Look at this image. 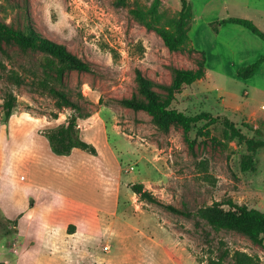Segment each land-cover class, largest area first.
Listing matches in <instances>:
<instances>
[{"label":"rangeland","instance_id":"obj_1","mask_svg":"<svg viewBox=\"0 0 264 264\" xmlns=\"http://www.w3.org/2000/svg\"><path fill=\"white\" fill-rule=\"evenodd\" d=\"M114 1L0 0L1 22L31 26L94 64L93 72L66 71L64 82L73 98L82 94L80 102L90 113L78 122V130L89 126L95 135L92 140L86 136L96 146L95 154L71 150L73 168L89 167L97 182L95 211L59 199L48 206L44 194L34 207L22 198L32 139L46 129L40 118L51 119L57 109L51 97L31 84L41 54L25 56L11 47L9 57L1 55L6 69L0 70V264H208L223 248L245 251L264 264V236L257 244L231 230L216 231L197 213L227 199L264 211V147L254 153L253 168L242 170L245 145L230 139L222 123L226 117L247 137L254 136L250 127H264V62L248 79L235 74L264 54V41L243 26L221 23L237 16L264 31V0H189L193 20L188 35L196 50L191 53L169 51L157 33L129 14V8L148 7L152 0H127L124 6ZM179 9V0H160L152 19L172 28ZM200 53L205 76L183 86L170 106L188 115L208 111L216 116L202 130L208 136L197 134L204 121L192 126L188 140L176 125L162 132L147 112L114 100L134 92L136 68L156 82L169 83L168 66L195 69ZM10 69L25 82L16 86L3 78ZM7 91L16 94L8 119L2 111ZM71 112L63 108L61 120ZM47 156L44 169L70 168L69 158L54 163ZM133 183H142L157 202L139 199ZM80 191L85 197V190ZM70 224L78 229L72 238L41 235L46 226L54 232ZM14 243L17 253H12ZM223 264H232L231 257Z\"/></svg>","mask_w":264,"mask_h":264},{"label":"trees","instance_id":"obj_2","mask_svg":"<svg viewBox=\"0 0 264 264\" xmlns=\"http://www.w3.org/2000/svg\"><path fill=\"white\" fill-rule=\"evenodd\" d=\"M180 9L172 19V28L164 25L155 24L152 16L157 13L160 0H152L148 7L129 8V14L140 22L148 30L157 33L169 51L193 52L188 31L193 20V9L189 0H179ZM127 0H115L116 6L126 5ZM231 22L245 27L254 35L264 41V31L261 30L252 20L237 16H231L221 23ZM215 29V28H214ZM16 46L25 56L36 52L41 55L35 59V67L38 70L37 77L31 80V84L41 92L46 93L54 100L57 111L63 108H70L65 123L59 124L54 128L45 129L44 135L49 142L52 152L56 155H68L73 148H79L91 154L96 153L95 146L84 140L79 133L77 120L86 118L90 115L84 111L80 102L81 93L73 98L70 88L64 82V75L68 70L93 72L94 64L71 52L64 44L49 39L31 26L23 29L0 21V70L6 69L1 55L9 57V49ZM196 51V50H195ZM196 60L195 69L181 68L174 65L168 66L171 79L169 83L156 82L152 78L144 75L140 69H135V90L128 97L115 98L114 100L121 106L132 110H143L151 116V122L162 132H168L173 125L181 127L185 138L188 140V133L192 126L198 121H204L197 134L209 135L208 131L202 133L203 128H207L218 118L211 115L208 111H201L193 115L171 107V102L177 93L185 85H190L205 76L204 54ZM264 62V54L260 55L255 61L245 66L238 67L235 71L237 77L248 79L252 77L260 65ZM0 78L2 73L0 72ZM6 80L16 86L25 82L24 77L14 70H6ZM159 88L162 92L156 90ZM100 102V99L98 100ZM16 103V94L7 91L2 101V111L8 119ZM52 117H57V112L52 113ZM222 123L230 139H236L244 143L245 152L241 154L242 170L253 168L254 153L264 147V127H250L254 131V136L247 137L240 128L236 127L229 119L224 117ZM192 145V142H191ZM131 190L139 199L148 202H157L150 191L145 189L142 183H133ZM227 205L228 208H224ZM167 207L176 210L172 206ZM199 217L204 219L214 230H231L247 236L252 242L262 244L264 236V211L248 207L245 204L233 202L230 199L225 201H214L210 205H205L197 211ZM6 222L12 221L5 219ZM15 225V223H12ZM230 256L232 264H259V261L252 255L241 250H234L232 253L227 248L220 249L214 258L208 259V264H223L224 260Z\"/></svg>","mask_w":264,"mask_h":264},{"label":"crops","instance_id":"obj_3","mask_svg":"<svg viewBox=\"0 0 264 264\" xmlns=\"http://www.w3.org/2000/svg\"><path fill=\"white\" fill-rule=\"evenodd\" d=\"M55 112H57V117L51 116V119H48L47 117L40 118L41 120H44V122L41 121L40 125L42 124L46 129H50L59 124L65 123L67 119L65 121L61 120V111ZM84 120L85 119L78 118L77 125L79 121L84 122ZM81 130L79 129L80 136L87 142L90 141L86 139V136L91 140L95 137V135L91 133L92 129H90L89 126L85 131L82 130L84 135ZM33 138L34 140L32 139L29 156L27 179L26 182L23 183V186L20 187L21 192L23 191L21 195L22 198H24V200L30 199L31 206L34 207L39 200H42V194H44L48 199V206H51L52 204L54 205L56 199H59V201L74 203L78 206L81 205L84 208L95 211L97 206V182L94 176L95 172L87 166V168H85V165H83L85 169L73 168L76 167L75 164L73 165V159L75 157L71 156V152L68 155L54 154L45 135H40L37 133ZM92 144L94 145V143ZM47 155L56 160L54 163L57 162V160L59 161L60 159L64 160L69 158L67 163H69L70 168H66L68 165L65 164V168H57V166H54V168L51 169H44V158H46ZM84 156L85 159L89 158V154ZM76 158H79L80 162L82 163V159L80 157L76 156ZM105 185H107V183H104V188L106 189ZM74 189L77 190L76 193ZM80 190H85L87 193L85 197L80 194V192H82ZM104 193L105 191L103 194ZM106 194L115 195V197H117V193L114 192H107ZM51 229V226H46L41 235L44 238L48 237L47 239H51V236L52 239L56 237L72 238L78 233L77 226L74 224H70L67 230L64 228H56L57 230H55L54 228V232H52ZM54 247L56 248L55 245H53V248Z\"/></svg>","mask_w":264,"mask_h":264},{"label":"built area","instance_id":"obj_4","mask_svg":"<svg viewBox=\"0 0 264 264\" xmlns=\"http://www.w3.org/2000/svg\"><path fill=\"white\" fill-rule=\"evenodd\" d=\"M107 248H108V246H105V249H107ZM12 249H13L12 253H17V247H16L15 243H14Z\"/></svg>","mask_w":264,"mask_h":264}]
</instances>
